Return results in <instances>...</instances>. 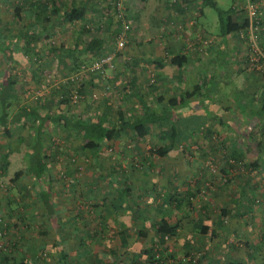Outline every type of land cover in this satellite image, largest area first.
Wrapping results in <instances>:
<instances>
[{
	"label": "crops",
	"instance_id": "crops-1",
	"mask_svg": "<svg viewBox=\"0 0 264 264\" xmlns=\"http://www.w3.org/2000/svg\"><path fill=\"white\" fill-rule=\"evenodd\" d=\"M110 1L70 0V7L85 10L70 24L81 22L93 31L94 19L105 16ZM244 1L222 6L219 0H125L132 23L127 52L141 47L146 54L138 50L135 56V49L130 64L122 58L116 73L135 96L129 90L113 106L105 98L84 99L81 114L59 102L57 85L36 88L45 85L42 70L30 72V82L13 73L12 64H48L36 59L43 51L32 41L18 43L19 55L0 57V93L9 84L5 93L11 96L5 116L0 103V238L6 264H193L188 261L195 260L196 248L198 264H251L253 246L263 254L264 201L253 198L257 189L264 198V188L254 183L264 176V60L249 56L245 39L220 35L218 17L212 16L218 6L238 20ZM256 1L263 9L264 46V0ZM36 12L32 4L20 9L31 16L32 32L39 26ZM104 47L71 44L70 64ZM175 53L188 56L185 65L168 61ZM172 97L178 102L170 106ZM146 104L168 109L176 119L148 122L147 133L139 136L122 123ZM75 119L103 120L113 135L98 147H83V130L70 129ZM172 124L178 128L174 142ZM76 139L81 149L72 164L70 142ZM108 143L121 147L114 157L106 154ZM208 156L218 161L211 177L204 167ZM223 176L228 184L222 185Z\"/></svg>",
	"mask_w": 264,
	"mask_h": 264
},
{
	"label": "rangeland",
	"instance_id": "rangeland-1",
	"mask_svg": "<svg viewBox=\"0 0 264 264\" xmlns=\"http://www.w3.org/2000/svg\"><path fill=\"white\" fill-rule=\"evenodd\" d=\"M30 1L34 3H31ZM37 1L46 3L44 4V7L48 6L49 8H47V10L49 11V9L53 6L55 0H0V26H1L0 33L3 32L2 35L0 34V44H2L0 47V57L5 55L8 56L10 53L12 54V56L19 55L18 54L19 50L17 48V45L20 41H24L27 39L28 41L30 42L32 41V43L35 44L37 50H40V52L41 50L43 51L42 55L44 57L37 56L36 59L40 57L41 60L45 59V61L46 60L49 61L47 65H44V63L36 64V62L35 63L33 62V59H35L34 57L32 59L33 63L30 65V67H24L22 64L20 65V67H18L17 64H12L11 69L13 70V73H17L20 75L19 79H25L28 80V82H30L31 81L29 79V76L31 75L30 72H33L35 70H42L43 78L45 79L42 81V83H44L45 85L44 86H42V84L40 86L35 85L36 88L48 89L51 88L50 85L52 86L57 85L56 87L60 91L59 94L62 96L60 97L59 102L64 105H67L70 111L74 110L75 113H78L79 110L83 107L84 99L93 98L94 101L97 99L105 98L108 101H111L113 106V101L117 103L118 99L123 98V96H125V94H127L126 92L129 90L131 93L130 97L133 98L135 96V94L131 92V89L128 88V86L125 83L124 84L126 86H124V84L123 86L120 84L119 76L116 73V71H118L117 67L120 66L119 64L121 63L122 58H124L130 64L132 57H134L132 51L136 49V52H134L135 56H137L138 50L139 53L143 52V54H146L145 48L135 47V49H133L132 51L127 52L128 44H129L128 43L129 40H128L124 45V47L116 53L112 67H106L104 72L92 71L91 69H89L91 63L98 56L102 55L105 52L111 51V48L113 47L116 40V33L120 25V19L116 15V11L112 6L111 1L108 2L109 7L105 9V13H106L105 16L104 17L96 16V19H94L92 25L93 31H91L92 28L90 27L88 28L89 30L82 29V26H80L82 25L81 22L80 24L75 23V25L70 24V21L64 19L62 14L57 16L54 10H52L51 13L49 12L48 15H45L44 17H42V19L39 20V22H37V24L39 25L38 26L39 31L32 32L33 28L30 25H28L31 16H24V15L18 16L15 13V9L22 10V7L29 6L31 4L35 5V2ZM57 1L61 2L63 9L66 8L67 6H70V0H57ZM231 1L232 0H219L222 6H229L231 4ZM245 2L246 0L244 1V3ZM242 7L244 8L245 11L244 4ZM261 7L262 6L260 5V8ZM137 11L139 10L137 9ZM212 11H213L212 14H214L212 15L213 18L217 19L218 17L217 11L215 9H212ZM243 14L245 15V12ZM125 18L128 21L129 17L126 12V6H125ZM200 21H202L201 18ZM129 22H130V29H132V25H131L132 23L131 21ZM260 28L261 27L259 25V29ZM129 32L130 30L128 31V34ZM32 33H35L34 38H32ZM94 35H99L103 38V43L105 47L102 49V51L96 55H90V53L93 54V50H89L88 51L89 57H85L84 58L85 61L80 62L78 65L70 64V45L80 44L85 46L88 44V42ZM76 54L80 55L83 54V52L80 50L77 51ZM30 56L32 57L35 56V53L31 52ZM127 62H124V65H126ZM6 65H7L6 63L5 65H2L3 68H5ZM36 67L37 69H35ZM147 73L148 74L152 73V70L149 69ZM86 86H88V88L85 90ZM75 91L78 93V98L76 100H73V97L71 95ZM65 97L67 99L62 100ZM79 113L81 114L82 112ZM152 130H154V128H152ZM127 144L128 145H125V147L129 149L128 147H130L131 143L129 142ZM119 148H121L120 145H115L114 143H108L105 145V151L109 157H114V155L118 153L117 149ZM80 149H81V144L79 143L78 139H76L75 142L73 141L70 142V158L72 159V164H76ZM187 151L189 152L190 149L188 148ZM77 165H80V167H78L79 171L84 170L83 164H77ZM204 167L207 170L208 175H210L211 177L214 174H216V171H218V161L215 160L214 157L208 156L204 160ZM263 180H264V176L256 177L254 182L256 184L255 187L263 189L264 188ZM71 181H72V177L70 176V183ZM220 181L222 185L228 184L227 182L228 177L223 176L220 179ZM225 187L227 186L225 185ZM88 191L90 193V190ZM257 191L258 193L253 198V201L255 203L264 201V198L261 195H259L260 191L258 189ZM253 211L254 210H252V212ZM226 242L229 243L230 241H228L227 239L225 240V243ZM251 242L253 244V242L255 243L257 241L251 240ZM262 244H264V241L262 242ZM257 247L258 245L253 246L251 252V258H250L251 264H264V252L263 254L262 252L260 253V250ZM195 250H198V255H199L200 248H196ZM198 255L194 256L195 260L198 258L197 257ZM190 259L193 258L191 257ZM195 260L193 262H195Z\"/></svg>",
	"mask_w": 264,
	"mask_h": 264
},
{
	"label": "trees",
	"instance_id": "trees-1",
	"mask_svg": "<svg viewBox=\"0 0 264 264\" xmlns=\"http://www.w3.org/2000/svg\"><path fill=\"white\" fill-rule=\"evenodd\" d=\"M44 4L46 3H42L41 1H37L35 2V5L37 6V12H36V16L35 18H37V20L42 19V17H44L45 15L49 14V11L47 10V8H49L48 6L44 7ZM44 8V9H43ZM215 8L217 9L218 12V20H219V34L223 35V34H235L236 37H240L239 35V31L244 29L247 25V15H246V11H243V13L245 12V15L242 13V16L238 19L235 20V18L232 17V15L229 13L228 10L220 8L218 6H215ZM54 10L55 14L58 15H63L64 19L68 20V21H73L76 19H80L84 16L85 14V10L81 7V6H67L66 8L63 9V6L61 4L60 1L55 0L53 6L51 7L50 11ZM15 13L20 16V10L19 9H15ZM87 30V29H86ZM39 31V29H37L35 32ZM35 37V33H32V38ZM103 43V38L99 35H94L90 41L87 44V47L90 49H97L98 46H100ZM250 56V54H249ZM168 61L172 64H175L177 66H183L185 65V63L188 61V56L185 53H175L171 56H169ZM78 65V64H76ZM13 83V82H12ZM153 83V81L151 82ZM150 83V84H151ZM11 84V83H10ZM9 86V84H7V87ZM1 88V92L0 93V103L1 106L3 107V114L4 116L7 114L6 113V108L10 105V97L9 94L7 95L5 93V89L7 88ZM194 91V87L192 90H188L186 91V95L190 96L192 95ZM67 98H63L62 100H66ZM169 104L170 106L175 105L178 102V99L176 97H172L169 100ZM122 113V112H121ZM124 116L121 114V118H123ZM64 118V117H63ZM60 119V117L58 118ZM163 119H173L175 120L176 117H174L173 113L171 111H169L168 109H158V110H154L152 109V107H150L149 105H144L142 108V111L140 114H136L134 116L133 119L128 120L127 121H123V125L128 126L132 131H134L135 134L139 135V136H143L147 133L148 128H147V123L148 122H157ZM65 123H63V125H66V120H64ZM70 129H74L76 132H78L79 130H83L82 133V137L84 138V142H83V147L86 148H95L98 147L100 145V140L104 139V138H110L112 137V132L109 131V129H107L104 124H103V120L102 122L96 121V122H91V123H85L80 119H75V120H70ZM122 127H119L118 130H120ZM177 126L176 124H172V127L169 129V133H170V139L171 142H174L175 140V136L177 135ZM34 151L36 149H33ZM159 150V149H157ZM160 152H162V149L159 150ZM254 164V163H252ZM256 165V164H254ZM253 165V166H254ZM20 170L16 171L15 175L13 178H17L20 175ZM175 226H169L170 231L174 230ZM3 253V251H2ZM5 260H7V257H3V255L1 254L0 256V264H6ZM199 259L195 260V262L192 261H188L190 263L193 264H198Z\"/></svg>",
	"mask_w": 264,
	"mask_h": 264
},
{
	"label": "built area",
	"instance_id": "built-area-1",
	"mask_svg": "<svg viewBox=\"0 0 264 264\" xmlns=\"http://www.w3.org/2000/svg\"><path fill=\"white\" fill-rule=\"evenodd\" d=\"M112 6L116 11V15L120 19V25L116 33V40L111 51L103 53L91 63L89 69L92 71L104 72L106 67H112L116 53L120 51L128 41L130 22L125 18V0H112ZM244 7L247 15V25L244 29L239 31V35L246 40L250 57L258 61H263L264 46L261 44L259 29L263 10L260 8V2L256 0H246ZM71 96L73 97V100H76L78 98V93L75 91ZM4 249V241L0 238V256Z\"/></svg>",
	"mask_w": 264,
	"mask_h": 264
}]
</instances>
